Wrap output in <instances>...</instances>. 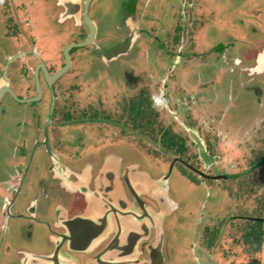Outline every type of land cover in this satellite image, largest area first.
Segmentation results:
<instances>
[{
  "label": "flooded vegetation",
  "instance_id": "1",
  "mask_svg": "<svg viewBox=\"0 0 264 264\" xmlns=\"http://www.w3.org/2000/svg\"><path fill=\"white\" fill-rule=\"evenodd\" d=\"M210 1L212 9L205 7V0H172L171 7L179 17L172 25L165 17L167 0H0V264L8 252L15 264H36L31 256L51 253L91 264L86 261L104 250L113 238L117 241L113 251L116 260L109 255L101 259V264H185L187 239L171 237L169 232V219L179 213L180 202L170 197L162 165L167 163L170 168L181 164L190 174L185 183L199 190L209 188L205 181L216 184L237 179L242 173L209 167L206 171L199 166L202 158L211 156L218 146L225 159L235 156L236 137L229 130L224 137L217 135L215 140L207 137L204 141L188 118L200 121L208 105L213 107V100L205 92H185L188 88L183 84L199 65L200 76L206 69L220 77L236 75H228L229 87L238 84L245 91H254L246 92L247 104L251 95L259 103L264 97L259 82L264 81V2ZM210 27H215L218 34H214L213 45L205 48L200 38L202 30ZM245 33L249 36L241 39ZM69 45L70 64L58 76L66 62L63 50ZM116 47L110 58L96 54L103 56ZM150 58L159 59L166 68L172 61L179 63L180 71L178 65L170 71L175 79L168 87L163 83L165 77L145 72L143 64ZM78 59L87 66L85 78L95 66L101 78L108 81L107 67L117 62L120 67L127 66L130 73L131 69L133 74L138 70L149 79L143 85L152 83L156 91L143 87L138 93L129 92L121 84L126 78H114L109 84L117 83L121 92H100L94 100L97 103L91 104L93 92H78L73 81L66 80ZM164 88H168L167 95ZM191 102L197 104L196 109L191 108ZM263 105L264 101L259 107ZM174 113H183L185 124L181 126L187 136H179L167 125L160 127ZM223 118L215 117L213 122L222 127ZM258 121L260 126L242 131L246 135L248 132L250 140L260 133L261 147L247 152L250 169L256 170L264 167V117ZM218 132L213 131V135ZM202 141L207 148L202 147ZM140 144L143 152L147 151H141L142 155L138 153ZM190 145L196 147L194 154ZM144 157L153 163L144 161ZM148 174L152 182L164 183L163 190L170 197L167 202L163 200L164 205L154 198ZM218 193L216 189L213 195ZM221 203L220 199L218 205ZM159 206L166 214L163 240L154 232ZM89 207L92 220L80 221ZM231 213L226 211L218 217L220 220H209L208 224L213 228L229 221L223 230L226 238L246 244L251 259L237 264H263L264 216L258 212L253 216ZM224 215L228 216L226 220ZM75 219L81 224L79 229L87 231L79 241L68 239V232L75 238ZM243 220L249 223L248 230ZM101 223L104 230L97 238L93 228ZM234 226L242 232L239 239ZM220 234L218 228L209 235L197 233L196 245H189L198 253L196 261L205 252L210 264H221V256L214 253L221 246ZM256 241L260 243L257 249L253 248ZM171 254L179 260L171 261Z\"/></svg>",
  "mask_w": 264,
  "mask_h": 264
},
{
  "label": "rangeland",
  "instance_id": "2",
  "mask_svg": "<svg viewBox=\"0 0 264 264\" xmlns=\"http://www.w3.org/2000/svg\"><path fill=\"white\" fill-rule=\"evenodd\" d=\"M169 2V6L164 10L165 17L169 21L170 24H174L178 22L179 17L176 16V8L173 6L171 7L172 0H167ZM220 1V0H219ZM243 0H240L242 2ZM264 2V0H260ZM222 2V0H221ZM204 5L207 9H212V4L210 0H205ZM237 7H234L236 9ZM239 8V7H238ZM158 13L160 12L159 9L157 10ZM248 32V31H246ZM196 32L193 31V35ZM214 34H218V30L215 27L205 28L202 30V36L201 41L204 43V47L207 46L210 47L214 43ZM249 34L245 33L241 37V39H244L248 37ZM240 49V48H239ZM244 51L243 49H240ZM239 53V52H236ZM83 60H77L75 64L73 65V73L69 75V78L66 79L67 83L73 81L75 84V87L78 89V92H93V96L91 104H96L97 102H94V100H97L96 96L100 95V92H121V87L115 85H110L109 82L113 81L114 78L124 80L125 82L121 83L123 85V88L126 90L128 89L129 92H137L138 90L147 87L153 92H155L154 85L144 83V80L149 81L146 76L139 74L137 72L138 70L134 69L132 73L130 70H128L127 66L120 67L117 62L110 64L107 67V71L110 72L111 76L108 81L104 80V78H101L100 71L95 70V66H91L89 73H87L86 78L84 77V71L87 66L84 67V63H82ZM196 63V62H195ZM86 64V63H85ZM179 64V63H178ZM178 64L175 63V61H172L166 68L164 64L159 59H149L148 61L144 62L143 66L146 73H154V75H159L161 77H165L164 84L169 85V83L175 79L174 75L170 74V71L172 68H175ZM84 67V69H83ZM201 66L196 65L192 73L188 77V82L183 86L188 88V91L185 89V92H205L207 94L206 96L213 100V107L209 108V105L207 107V110H204V113H202L199 117L200 121H195L194 118H188L191 122H194V128L193 130L200 134V137L206 141L207 137L211 138L212 140H215L217 135H222L223 137L230 133L232 137H236V155L232 158L227 157L224 158V154L222 149L218 146V150H215L212 152L211 156H204L202 158V161L200 162V167L204 170L206 168H217L220 171H227L233 174L237 172H241V177H237V179L233 180H227V181H216V184L211 182H204V185L209 186L207 187V190L205 188L199 190V189H191L187 185L188 183L185 181L187 180L189 182V173L183 168H181V164L176 163L175 165H171L170 168L168 167L167 163H164L162 165V168L166 170L167 174L164 176V181L169 183L170 185V197L180 202L179 213L173 215L169 222L171 225H169V232L171 234V237L173 235H178L179 238L183 237L187 239V246L188 250L186 251V259L185 264H210L208 261V257H205V252H203V256L200 255V261H196L195 257L198 255L196 251H192L189 248V245L191 244L196 245L197 241V233L201 231V233L207 232L209 235V232L217 231V228L219 231H221L220 234V247L218 250H215V254L219 257L221 256V264H237V262L241 261H249L251 259V254L247 250L246 244L243 243H236L232 240V238H226L227 232L223 233V230L225 227H227V223L229 221H222V223L219 224L217 227L211 228V225L208 224V221L210 220V223L214 222V220H220L218 217H222L223 213L232 212L231 214H234L235 212L240 214H248L250 216L258 215V213L261 214V216H264V174H263V166L258 167L257 170L250 169L249 161L251 160V157L248 156L249 148L253 149L257 146L261 147L262 141L260 138V133L258 135H255V137L250 140L248 138V132L247 135L243 134L242 131H247L248 129H252V127H258L259 119L264 117V105L259 107L264 101L259 103L258 101H255V98L251 95V102L247 104L246 99V92H254V91H245V89H242L240 85L236 84L235 87L231 88L229 87L228 82V75L231 74H225L222 77L218 76V74L213 75V72L206 70H201V72L204 73L203 76H200V68ZM180 71V65L176 67ZM178 71V70H176ZM155 72H158L156 74ZM130 73V74H129ZM233 75V78L236 77V75ZM113 76V77H112ZM140 78H139V77ZM205 76V77H204ZM66 77V76H65ZM155 78V76H154ZM242 78H240L241 80ZM137 81V82H136ZM261 84V87L263 89L262 94H264V81H259ZM200 83L205 84L201 85ZM177 84L180 86L179 80H177ZM132 85V86H131ZM195 87H194V86ZM189 86V87H188ZM201 89V90H200ZM123 90V92H126ZM166 95L168 91V88L163 91ZM170 92H174L173 89H171ZM180 92V91H179ZM232 92H236L235 95H233ZM258 94V92H255ZM95 96V97H94ZM177 97V96H176ZM190 97V95H189ZM175 98V97H174ZM176 99V98H175ZM174 99V102H175ZM234 99V100H233ZM197 100V99H195ZM170 98V102H171ZM195 103V102H194ZM193 102H191V108L194 110L196 109V105H194ZM198 111V109H197ZM203 112V111H199ZM235 112L236 114H233ZM220 116H223L224 118L223 123H228V126L232 125L234 128L238 126H242V129H231L228 128V126L223 123L222 127H218L216 123L213 122L214 118H219ZM214 117V118H213ZM167 121L165 125L160 126H169L174 133L180 135H186V130L183 126H181V123L185 124V118L183 117V113H174V116L169 118H165ZM158 122V121H157ZM156 122V123H157ZM159 127V126H158ZM228 130L227 132L224 131ZM16 131L17 129H12ZM220 130V132L215 133L213 135V131ZM244 135V136H243ZM188 136H191L190 134ZM215 136V138H214ZM192 137V136H191ZM203 142V141H202ZM142 143V141H141ZM222 145L224 147L227 146V142L222 141ZM143 145L140 144V150H138V153L142 155V147ZM116 149H118V146H115ZM151 149V146H147ZM189 147V146H188ZM206 147L205 143L203 142V146ZM194 147L193 145H190L189 150L191 154H194ZM126 149V147H125ZM142 151V152H141ZM211 152V149L208 150ZM131 152V151H130ZM146 149H144V153H146ZM132 153V152H131ZM207 153V151H206ZM133 154V153H132ZM146 157V156H145ZM144 161H147L149 163H153L151 158H145ZM210 157V158H209ZM224 160L223 162L221 161ZM224 158V159H223ZM193 159H195V156H193ZM200 161V160H199ZM198 161V162H199ZM181 165V166H180ZM179 166V167H178ZM179 168V169H178ZM208 171V170H206ZM193 176V175H192ZM187 184H186V183ZM164 183L160 184L162 187ZM204 186V187H206ZM218 190V195H213V192ZM169 197V198H170ZM221 199V204L218 205V202ZM225 205V206H224ZM234 211V212H233ZM221 215V216H220ZM228 216L224 215V220H226ZM200 222V223H199ZM244 224L247 225L246 230H248V222L243 220ZM197 226L195 227V225ZM242 224V225H241ZM240 225L243 226V223ZM207 226L209 227L206 231ZM213 226V225H212ZM235 227V226H234ZM235 227V231H236ZM244 229V227H243ZM264 229V225H263ZM229 230V229H228ZM245 230V231H246ZM264 231V230H263ZM223 233V234H222ZM229 233V232H228ZM236 237H238L242 234L241 230L239 232L236 231ZM174 238V237H173ZM206 238V235L204 236ZM182 240V239H181ZM10 242V241H9ZM12 242V240H11ZM179 243V242H178ZM189 243V244H188ZM184 244V242H183ZM210 244V242H209ZM262 247L264 248V239L262 243ZM262 256V261L264 264V252ZM207 254V253H206ZM6 258L1 259L3 264H15L13 261H10L11 259V253L8 252V254H5ZM3 255H1V258ZM184 256V254H183ZM171 261H177L179 260V256H176V254H171ZM185 258V256H184Z\"/></svg>",
  "mask_w": 264,
  "mask_h": 264
},
{
  "label": "water",
  "instance_id": "3",
  "mask_svg": "<svg viewBox=\"0 0 264 264\" xmlns=\"http://www.w3.org/2000/svg\"><path fill=\"white\" fill-rule=\"evenodd\" d=\"M71 47V45H69V46H67V47H65L64 48V50H63V54L65 55V58H66V62H65V66L62 68V70L61 71H59L57 74H58V76H59V74L60 73H62V72H64V70L69 66V64H70V56H69V53H68V51H69V48ZM120 47V46H119ZM118 47H116V48H114V49H108L105 53H104V55L103 56H101V54H99V53H96L97 55H99V57H102V59H104V58H110L111 56H114V55H112V53L113 52H115V50L117 49ZM112 50V51H111ZM96 52V51H95ZM123 175H124V173H123ZM149 175V174H148ZM214 177H217V176H214ZM128 178V177H127ZM151 177H150V175H149V178H148V181L150 182V184H152V189H153V192H152V194H154L153 196H154V198L156 199V201H157V203H159V204H163V200L165 199V201H166V198L168 199L169 197L167 196V194H166V191L165 190H163V187H161L160 186V184L158 183L159 182V180L158 181H156V183H154V181L152 182L151 181ZM128 180V179H127ZM128 185L132 188V183H128ZM163 191H164V193H163ZM163 194H164V196H163ZM167 202V201H166ZM164 205V204H163ZM91 210H92V207H89V209H88V211H87V213L85 214V215H83V216H81L80 218H79V220L80 221H82V222H88V220L89 219H91L92 220V218H89L90 216H92V213H91ZM163 210V207H161V206H159V209L157 210L158 212H157V215L159 214V216H160V218L158 217L157 219H156V225L154 226V232H155V234H157V233H159L160 234V236H161V239L163 240V233H164V231H163V228H162V223H163V221H164V219H165V217H166V214H165V212H164V210ZM94 214V213H93ZM94 217H95V214L93 215V220H94ZM89 218V219H88ZM105 218H106V216H105ZM85 219H87V220H85ZM75 221H76V219H75ZM74 221V222H75ZM107 221V220H106ZM73 222V223H74ZM76 224H77V226H78V229H76V228H73V230H74V236H75V238H72V232L70 233V232H68L69 234V236H68V239L69 240H72V241H79V238H83L82 236L83 235H85L86 233H87V231H86V233H84V232H82L80 229H79V227L81 226V224L78 222V221H76L75 222ZM103 223H101V224H96V227H94L93 229H94V234H95V236L98 238V236L101 234V231L102 230H104V226L102 225ZM96 229V230H95ZM147 229H149V227L147 228ZM147 233V232H146ZM116 243H117V241L113 238L111 241H109V243L106 245V247L104 248V250H102L101 252H99L98 254H96V255H94L93 257H91L90 258V260H87L86 261V263H88V262H90L91 264H101V259H103V258H107V257H109V255L111 256H113L114 257V262H115V260H116V255L115 254H113V251H116L115 249L117 248V245H116ZM79 248H77V249H79V250H81L82 251V247L81 246H78ZM94 247V246H93ZM94 249V248H93ZM92 249V250H93ZM159 250L161 251V249L159 248ZM91 251V250H90ZM115 253V252H114ZM160 257L162 258V255H160ZM31 258H34V259H36L37 261H36V264H80V262H79V259H77V258H74L73 259V257H69V256H67V255H63V257H61L60 255H58V253H51V254H48V255H42V256H31ZM163 259V258H162ZM149 261H151L150 260V258L147 260V262H149ZM113 262V264H115ZM109 264H111L110 262H109ZM149 264V263H148Z\"/></svg>",
  "mask_w": 264,
  "mask_h": 264
},
{
  "label": "trees",
  "instance_id": "4",
  "mask_svg": "<svg viewBox=\"0 0 264 264\" xmlns=\"http://www.w3.org/2000/svg\"><path fill=\"white\" fill-rule=\"evenodd\" d=\"M256 243H257V244H256ZM256 243L253 242V245H255L253 248H255V249L259 248L258 246H260V243H259L258 241H256Z\"/></svg>",
  "mask_w": 264,
  "mask_h": 264
}]
</instances>
